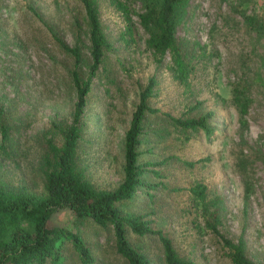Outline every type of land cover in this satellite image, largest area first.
<instances>
[{
  "label": "rangeland",
  "instance_id": "374dc122",
  "mask_svg": "<svg viewBox=\"0 0 264 264\" xmlns=\"http://www.w3.org/2000/svg\"><path fill=\"white\" fill-rule=\"evenodd\" d=\"M103 31L110 43L82 115L79 154L87 177L112 189L123 178V141L139 93L153 75L157 79L147 102L157 108L143 119L139 161H152L136 194L120 204L122 212L146 213L150 225L167 234L178 254L191 264H232L226 249L204 226L200 207L188 190L206 185L209 197H220L223 234H242L246 254L264 264V28H251L244 14H257L264 24V0H180L175 6L176 36L193 57L191 88L170 71V55L153 58L147 33L138 23L142 0H129L136 23L135 40L125 41V21L110 0H97ZM264 26V25H263ZM79 44L82 60L63 51L56 40ZM84 8L79 0H0V123L8 127L0 162L6 178L36 192L42 190L40 158L45 137H61L52 121L69 124L76 91L71 72L85 77L90 64ZM249 88L251 104L244 120L230 102L232 83ZM199 101L200 104L196 102ZM207 111L209 132L184 129L169 116L198 117ZM184 161H193L192 166ZM158 171L153 173L152 170ZM51 224L79 232L94 260L88 264H128L116 251L111 226L78 220L58 210ZM131 243L151 264H165L154 233L128 232ZM84 264L71 243L58 262Z\"/></svg>",
  "mask_w": 264,
  "mask_h": 264
},
{
  "label": "trees",
  "instance_id": "16d2710c",
  "mask_svg": "<svg viewBox=\"0 0 264 264\" xmlns=\"http://www.w3.org/2000/svg\"><path fill=\"white\" fill-rule=\"evenodd\" d=\"M84 8L89 40L91 62L87 74L81 76L77 69L71 72L76 91V100L71 122L64 124L52 121L50 131L58 133L61 142L57 143L52 136L44 139V152L40 158L42 191L36 192L23 184L21 178L8 179L4 175L0 162V264H43L47 260L58 262L63 258V249L71 243L84 264L94 260L89 246L83 236L64 226L53 225L50 220L58 210L69 211L78 220L92 219L102 227L111 226L115 236L116 251L128 264H151L148 255L134 246L128 232L142 235L154 233L162 244L165 264H191V261L180 256L171 238L160 228L150 225L146 213L122 212L120 204L133 197L138 188L151 186L143 179L145 168L154 164L152 161H139L143 131V119L146 113L158 109L148 104L153 94L157 79L151 75L139 93V101L131 114L129 126L123 141V178L112 188L105 189L94 185L87 177L86 168L79 154L82 130V115L86 96L102 64L105 50L110 43L103 31L97 0H79ZM122 13L125 29L121 38L125 41L135 40L133 32L136 23L133 20L129 0H110ZM143 8L137 13L138 23L145 29L146 47L153 58L161 60L169 53L168 67L173 76L186 89L191 88L192 72L195 68L193 57L180 45L176 36L175 6L180 0H142ZM246 23L251 28L262 30L264 24L257 14H244ZM59 47L70 54L75 65L82 60L79 44L70 45L56 38ZM230 102L235 107L239 119L244 120L251 104L247 85L240 81L232 83ZM200 104L199 101L196 102ZM211 111L198 117L169 116L177 126L184 129L203 128L209 132L207 118ZM8 140V127L0 123V152H5ZM192 166L193 161H184ZM153 173H157L151 169ZM195 204L200 207L204 226L211 231L226 249V255L232 264H257L246 254V242L242 234L237 239L223 234L219 228L221 214L220 197H209L206 185L196 182L189 189Z\"/></svg>",
  "mask_w": 264,
  "mask_h": 264
}]
</instances>
